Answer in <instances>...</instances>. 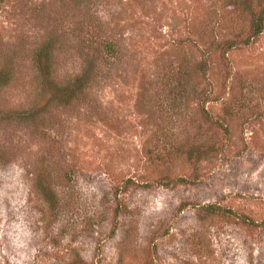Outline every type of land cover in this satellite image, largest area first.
I'll return each instance as SVG.
<instances>
[{
    "label": "rangeland",
    "instance_id": "rangeland-1",
    "mask_svg": "<svg viewBox=\"0 0 264 264\" xmlns=\"http://www.w3.org/2000/svg\"><path fill=\"white\" fill-rule=\"evenodd\" d=\"M85 2L113 63L70 0L0 1V264H264V28L224 43L264 0Z\"/></svg>",
    "mask_w": 264,
    "mask_h": 264
},
{
    "label": "trees",
    "instance_id": "trees-1",
    "mask_svg": "<svg viewBox=\"0 0 264 264\" xmlns=\"http://www.w3.org/2000/svg\"><path fill=\"white\" fill-rule=\"evenodd\" d=\"M1 1V0H0ZM62 4L65 0H61ZM74 3V14L77 13V11H80L83 15V19L79 24L83 25V21L85 19H88L87 23V31H84V34L82 36L89 37V44H96L97 48L100 50V52H103V56L101 58H106L107 62H115L118 58V48L117 44L113 42V40L109 38H104L98 31H96L97 24L94 23L93 26L90 27V22L94 21V17L90 16V4H87L85 0H70ZM259 2V1H258ZM252 4V1H251ZM251 4H248L249 7L252 6ZM252 8V7H251ZM252 11V9H251ZM65 16V14H64ZM94 18V19H93ZM264 28V5L260 7L258 12L252 11V20L250 23V34L247 38L239 37V38H232L225 40L224 43L226 44L227 48H231L234 45H238L241 43H249L252 36L258 35L262 32ZM75 31H77V27H75ZM81 34V33H80ZM78 34L76 35L77 38ZM53 38L47 37L44 42L39 44L37 47V57L38 61H40V65L42 68V71L45 70V77L46 79L54 84V87L47 88L50 89V92L52 93H64L63 96L67 95L68 97H74L75 95H78L80 93H83L87 89L92 87V80H96L99 69H95L96 62L92 59L88 64L82 69L81 73L76 74L72 79H69L66 82H55L53 73L50 72V66H49V59L51 55V46H52ZM97 70V72H95ZM14 67L12 64V60L5 63L0 64V89H3L5 87H8L9 83L11 82V78L13 75ZM209 208H217L216 205L210 204L207 205Z\"/></svg>",
    "mask_w": 264,
    "mask_h": 264
}]
</instances>
